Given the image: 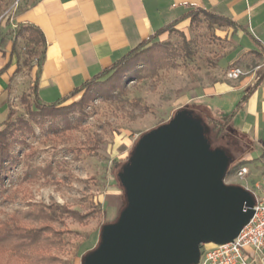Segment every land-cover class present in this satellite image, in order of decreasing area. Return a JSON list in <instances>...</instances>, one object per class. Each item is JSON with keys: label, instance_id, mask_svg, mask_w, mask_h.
Wrapping results in <instances>:
<instances>
[{"label": "rangeland", "instance_id": "374dc122", "mask_svg": "<svg viewBox=\"0 0 264 264\" xmlns=\"http://www.w3.org/2000/svg\"><path fill=\"white\" fill-rule=\"evenodd\" d=\"M24 1L0 0V52L15 36L16 16ZM177 29L185 40L178 32L154 39L169 43L154 73L137 66L141 79L128 77V72L120 83L116 81L112 96L95 92L84 108V120L77 122V113H72L68 128L59 118L40 122L28 118L27 106L35 107L32 72L41 47L25 31L17 37L13 54L17 80L9 108L14 112L12 121L22 117L33 131L15 132L19 140L13 149L16 164L7 169L0 184V227L4 223L41 226L35 213L42 206L66 205L81 213L90 211L92 216L78 222L54 209L51 225L59 231L55 244L19 252L0 250V264H81V258L96 246L102 225L114 221L122 206L115 179L120 165L112 166V162L126 158L144 133L169 121L179 109L201 103L195 97L202 89L219 81L238 82L260 63L230 26H207L202 20ZM235 67L243 74L229 79L227 72ZM220 107L224 111L220 115L236 108L232 103H220ZM241 139L249 142L247 137ZM245 159L246 163L224 177L225 183L244 184L238 170L245 167L247 178L253 171ZM29 170L33 174L25 176ZM263 171L264 166H259L256 177Z\"/></svg>", "mask_w": 264, "mask_h": 264}, {"label": "crops", "instance_id": "0c3cea01", "mask_svg": "<svg viewBox=\"0 0 264 264\" xmlns=\"http://www.w3.org/2000/svg\"><path fill=\"white\" fill-rule=\"evenodd\" d=\"M200 7L240 25L246 51L259 58L242 80L215 82L195 98L207 106L214 101L208 107L216 115L224 112L220 103L235 104L232 124L248 138L247 164L253 166L242 186L264 195V171L258 178L255 172L264 166V0H25L16 23L33 25L44 38L31 85L39 101L57 103L165 26L188 25L183 15ZM8 62L0 72V128L17 80L11 42L0 52V70ZM251 264H264V247Z\"/></svg>", "mask_w": 264, "mask_h": 264}, {"label": "water", "instance_id": "95a60500", "mask_svg": "<svg viewBox=\"0 0 264 264\" xmlns=\"http://www.w3.org/2000/svg\"><path fill=\"white\" fill-rule=\"evenodd\" d=\"M229 157L181 109L144 133L117 172L126 203L81 264H197L200 246L232 241L254 195L224 181Z\"/></svg>", "mask_w": 264, "mask_h": 264}, {"label": "trees", "instance_id": "16d2710c", "mask_svg": "<svg viewBox=\"0 0 264 264\" xmlns=\"http://www.w3.org/2000/svg\"><path fill=\"white\" fill-rule=\"evenodd\" d=\"M184 19H188L189 24L204 20L206 21L207 26L217 25L230 26L234 29L240 28V25H238L229 17L215 14L201 7L187 12L185 15H183V20ZM176 22L177 21H174L173 23L165 26L155 35L151 36L146 41H143L137 47L131 49L122 58L101 71L92 79L85 81L82 85L75 88L68 96H65L57 103L48 104L39 101L36 93V83H34L32 90L35 100V107L32 109L30 106H27L28 118L34 122H40L45 119L55 120L59 118L64 124L65 128L70 127L72 124L71 119L69 118L70 114L72 113H77V122L84 120V108L87 106L89 100L93 98L95 92L105 98L112 96L113 92L117 88L116 81L120 83L123 79V76L128 72V77L141 79V75H139L137 69H135L137 66H142L140 69L147 71L149 70L151 73H154L157 66H159L158 64H160L161 60H163V54L166 52L169 45L168 42L154 41L156 36L165 32H178L179 35L183 37L182 39L185 40L183 34L175 27ZM15 28V36L11 41V54H14L17 37L22 35L24 31L28 33L30 36L29 40H31L33 44L39 46L44 44L42 33L33 25L27 23H16ZM36 60V63L39 66L40 61L42 60L40 54ZM8 66L9 62L4 65L0 72L5 70ZM105 84H109V86H106ZM92 92H94V94H92ZM78 94H81L78 100L72 101L66 105L63 104L65 101ZM183 109L187 110L192 117L200 121L203 126L204 136L210 143L211 148H220L228 155L229 163L225 173L226 175L232 173L242 164L246 163L245 156L250 149V143L246 142L245 140L242 141L241 138H244L245 136L240 133L232 124L234 111L225 115L216 116L212 113L211 109L207 105L199 103L195 106L187 105L183 107ZM13 113L14 112L9 108L7 116L1 123L2 127L0 128V184L4 179L3 174L9 167L16 164L13 149L15 147V143L19 140L15 137V132L17 131L21 135L33 131L31 125L22 117H17L15 121H12ZM238 142H242V145H240ZM132 151L133 149L126 158L114 160L112 162V166L120 165L121 168V166L128 161ZM32 174L33 170H29L25 176ZM115 179L118 183L120 191L122 192L121 196L123 198L122 206L116 216L117 218L121 209L126 203V199L124 189L118 181L117 172L115 173ZM54 209L58 211L59 215L69 216L78 222H83L92 216L90 211L81 213L75 209L67 207L66 205H55ZM54 209L49 206H42L36 211L35 217L40 219L42 222L41 226L39 227L25 228L18 223L13 225L4 223L0 227V250L10 248L16 252H19L24 249H37L44 246L46 247L49 245H54V237L59 235V231H55L51 225V221L55 218Z\"/></svg>", "mask_w": 264, "mask_h": 264}, {"label": "built area", "instance_id": "2783aa9c", "mask_svg": "<svg viewBox=\"0 0 264 264\" xmlns=\"http://www.w3.org/2000/svg\"><path fill=\"white\" fill-rule=\"evenodd\" d=\"M243 71L239 67L231 68L227 72L229 79H237ZM246 172L242 167L237 175L241 178ZM255 198L253 216L243 226L238 235L224 244L205 243L200 246V257L197 264H251L254 256L264 247V195L252 192ZM206 245H209L207 247ZM247 250L253 254L248 256Z\"/></svg>", "mask_w": 264, "mask_h": 264}]
</instances>
